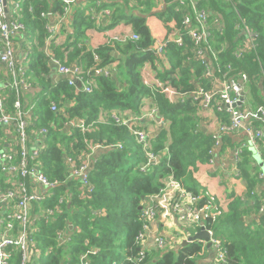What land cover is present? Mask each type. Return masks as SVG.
I'll return each mask as SVG.
<instances>
[{
    "label": "trees",
    "instance_id": "16d2710c",
    "mask_svg": "<svg viewBox=\"0 0 264 264\" xmlns=\"http://www.w3.org/2000/svg\"><path fill=\"white\" fill-rule=\"evenodd\" d=\"M97 1L100 2L99 6ZM160 1L166 5L156 15L165 24L173 18L180 24L183 13L174 0H88L86 7H81L80 3V7L73 12L74 35H71L66 48V64L80 63L85 68L90 67L94 64L95 53L101 56L104 64L118 61V73L112 77H97L92 93L70 85L68 79L52 85L51 79L44 74L49 60L46 53L38 50V46L45 45L48 36L46 24L52 18L42 17V13L52 12L54 16L62 13V0L23 1L22 20L28 32L39 42L33 45L28 77L34 87L36 84L45 87L36 96L37 104L30 117L29 130H47L40 159L43 171L56 183L42 206L60 209L54 217H43L42 232L34 236L36 244L33 251L37 248L43 251L36 259L37 264H201V253L207 247L200 241L180 245L177 249L148 247L143 260L138 259L142 250L136 242L137 235L143 229L142 197L157 194L171 175L188 189L197 192L198 184L190 185L192 168H196L198 162L205 163L210 159L214 144L212 134L200 123L198 107L191 100L172 103L159 91L152 94L141 80L140 68L147 61L153 65L156 61L151 51L155 39L147 24V16ZM199 3L214 14L224 16L226 28L223 33L217 34L216 40L217 46L225 47L222 60L232 63L236 71L249 74L250 91L256 100L264 104L260 100L263 97L257 83L264 70V0H200ZM234 5L249 26L260 33L256 50L243 58L235 56L240 37L236 24L240 21V15L234 10ZM94 7L99 11L111 9L108 27L124 20L132 25L139 39L112 41L87 51L83 43L87 39V29L95 27L91 15V8ZM125 7H135L140 12L128 11ZM120 12L124 13L122 19ZM191 45V39L187 36L183 48L175 43L169 44L171 70L161 74L184 92L195 89L194 79L202 72L199 67L191 71L187 65ZM53 50L56 57L66 61L60 47H53ZM149 97H154L159 116L167 120L166 124L160 126L157 135L150 136L151 152L158 160L149 159L128 127L118 125L110 118L107 122H99L102 111L128 109L139 114L144 100ZM52 102L57 103V111L51 109ZM23 103L28 106L24 98ZM78 119L96 122L95 130L84 136L79 128L69 126L70 122ZM139 128L145 129L142 126ZM0 132H5L4 126H0ZM85 137L101 144L122 142L123 148L99 150L90 170V181L94 186L92 197L83 199L79 183L75 179H68L66 156L76 157L80 152L86 153ZM241 157L239 167L246 182L247 198L242 200L233 195L228 211L213 224V229L227 248L230 264H264V214L259 212L261 198L254 192L262 186L259 166L251 149L243 148ZM66 190L70 193L67 196L71 201L70 207L68 201L60 202ZM40 209L37 206V210ZM245 216H250L252 220L247 223ZM59 230L69 232L67 236H71L63 244L56 238ZM191 230L190 233L194 234L200 227L195 226ZM13 262L19 264L18 256L13 258Z\"/></svg>",
    "mask_w": 264,
    "mask_h": 264
},
{
    "label": "built area",
    "instance_id": "2783aa9c",
    "mask_svg": "<svg viewBox=\"0 0 264 264\" xmlns=\"http://www.w3.org/2000/svg\"><path fill=\"white\" fill-rule=\"evenodd\" d=\"M24 0H0V64L12 71L13 79L10 88L14 92L15 101L13 108L9 109L4 96H0V123L10 128L16 135L15 140L10 142L8 148H0V173L6 179H0V264H14L13 258L18 256L19 264H35L33 249L35 241V227L42 216L52 215L53 208L42 209V203L50 195L56 183L52 182L45 171L40 159L43 140L47 130H29L30 117L34 106H24L23 94L29 92L33 87L28 77L27 55L18 57L14 47V38L26 33V25L22 20L21 7ZM76 0H62L64 3L63 12L57 13V19L47 22L46 29L48 43L61 30L64 22L72 10V4ZM180 7L182 21L178 24L173 18L166 23L167 31L164 36H154L155 42L151 51L155 54L156 70L153 77L145 78L143 83L152 94L161 92L172 103L185 102L188 99L194 103L202 112H217L221 116L215 117V128L212 132L214 144L210 150V161L215 163L217 148L223 144V137L231 133H243L247 137V143L241 144L234 152L236 177H241L239 163L241 154L245 147H260L257 154L264 152V104L259 103L255 112H252L250 104L246 99V91L251 82L250 76L245 71H236L233 64L223 62L222 54L224 46H217V34L224 32L226 22L222 14L212 12L210 9L200 6V0H174ZM233 2L234 0H229ZM99 6V5H98ZM164 5L161 4V10ZM240 15L237 7L233 6ZM96 8H91V12ZM107 14L109 9L104 10ZM92 12V13H93ZM52 13H42L47 17ZM53 15V14H52ZM240 33L236 47L235 56L243 58L246 54L256 50L259 45L260 34L249 26L240 15V21L236 24ZM186 36L191 39L192 45L187 65L190 70L195 71L201 68V74L194 79L195 89L191 92H184L174 87L171 81L161 76L162 73L171 70V63L168 55V46L175 43L180 47L186 46ZM139 34L133 36L115 35L108 38L107 42L138 40ZM49 58L60 73L67 76L70 85L78 86L81 90L92 93L96 88V79L99 76H115L118 71V63H103L99 54H94V64L85 68L80 63L66 64L64 61L48 53ZM70 76V77H69ZM258 85L262 87L264 98V70L260 73ZM262 91V90H261ZM245 93V95H244ZM151 98V97H149ZM152 107L143 114H134L131 111L122 115L112 111L110 119L118 125L128 127L134 134L137 142L141 144L150 160L159 158L151 152V139L148 131L139 128L142 120L150 119L159 124H166L165 117L159 116V107L151 98ZM51 109L58 110V105L52 102ZM108 118V119H109ZM108 120L104 121L107 122ZM99 122H102L99 120ZM95 123L86 122L85 119H78L70 122L69 126L77 127L86 136L95 130ZM87 152L85 158L66 156V166L69 171L68 179H80L85 186L84 198H91L93 184L90 181L91 157L102 148L122 149L123 143L101 144L94 143L85 137ZM264 161V157L262 158ZM259 179H264V172L259 171ZM201 189L194 192L188 189L184 183L171 175L157 194L151 195L143 200L141 217L143 229L137 235V245L142 249L139 260L146 255L148 234L153 223L159 216L172 214L181 224L188 226L196 225L205 228L210 232L212 247L215 250L213 264H230L227 248L223 240L216 236L213 224L228 211L230 200L217 196L209 189L203 181H199ZM261 198L260 213L264 214V188L259 186L254 190ZM245 199V196L241 197ZM64 202V198H60ZM40 206V214L37 210ZM45 213V214H43ZM175 238H188L191 234L181 225L176 227ZM206 242V241H202ZM169 243L163 235L154 239L156 249L163 250ZM207 243V242H206ZM85 264V263H82Z\"/></svg>",
    "mask_w": 264,
    "mask_h": 264
},
{
    "label": "crops",
    "instance_id": "0c3cea01",
    "mask_svg": "<svg viewBox=\"0 0 264 264\" xmlns=\"http://www.w3.org/2000/svg\"><path fill=\"white\" fill-rule=\"evenodd\" d=\"M88 0H76L72 4V10L70 15L68 16V19L66 22H64V25L62 26L61 30L58 31V33L55 35V37L51 40L50 43H48L47 39H45V45L43 47L40 46L38 39L31 35L27 28H26V33L25 34H20L19 36L14 38V47L16 50V54L18 57L23 58L25 55H27V60H28V69H29V62L31 61L32 54L34 52L33 45H38V50L40 52L46 53L48 56V69L47 72L44 73L45 76H48L51 80L52 85H57L58 83L64 81L65 79H68L67 76L64 74L60 73L58 68L52 64L48 53L50 54H55L53 47H60L62 51L64 52V61L65 63L67 62V51L66 48L70 42L71 35H74V28H73V12L76 11L78 6L80 7H86L88 5L87 3ZM161 3L165 6L166 4L163 3V1H160ZM83 5V6H82ZM96 8V7H94ZM93 8V9H94ZM128 11L133 10L136 13H139L140 11L136 9L135 7L133 8H127L125 7ZM123 8V9H125ZM164 8V7H163ZM108 9V8H105ZM99 11L97 8L96 10L92 13L91 15L93 16V20L95 21V27L89 28L86 31V41L83 43V48H85L87 51L94 50L98 48L99 46L105 45L111 36L115 35H122V36H128L131 37L133 36L136 32L134 31L132 25L130 23L125 22L124 20H121L117 25L113 27H108L111 23V17H112V11L110 10V13L107 14L104 10ZM121 9V11H124ZM114 10V8H113ZM160 10L155 6L151 12L150 15L147 16V24L150 27L153 36H164L167 31L166 24L156 15V12H159ZM46 13V12H45ZM52 13V12H50ZM53 14V13H52ZM49 15L52 18V21L57 19V15ZM43 17V16H42ZM119 17H124V13L120 12ZM47 25V24H46ZM107 27V28H106ZM80 47L82 45L79 43L78 44ZM71 49V48H70ZM116 57H118V53L115 54ZM112 63H118V61H113ZM119 71V70H118ZM117 71V73H118ZM140 77L141 80L143 81L145 78H152L154 73H156V70L153 68L151 62H145L144 65L140 68ZM13 79L12 76V71L0 64V96H4L6 99V103L9 109L13 108V104L15 101V95L14 92L10 88V83L11 80ZM259 83V81L257 82ZM34 85V84H33ZM79 87V86H78ZM80 88V87H79ZM45 87H41L40 85H35L34 88H32L29 92H25L23 94L24 102L28 105H33L35 106L37 104V99L36 96L41 92ZM260 90L263 89L260 86ZM247 93L249 94L250 97L247 96ZM14 97V98H13ZM246 99L250 104V108L252 112H255L256 107L260 103L254 95L250 91V86L247 88L246 91ZM261 101H264V98L260 99ZM146 103V104H145ZM144 108L141 110L139 114H143L145 110L148 108L152 107V100L151 98H146L144 100ZM120 115L129 112L128 109H119V110H113ZM112 111H102V114L100 116V121L104 122L108 120L110 117ZM33 114V111H32ZM221 116V113L217 112H202L199 113V116L201 118V125L212 134L216 124H215V117L216 116ZM162 124H159L158 122L152 121L150 119H145L142 120L141 125L143 128L147 129L149 132L150 136L157 135L160 126ZM0 126H3V124L0 123ZM139 126V127H140ZM5 127V132H0V141L2 142V147L8 148L10 146V142L12 140H15L16 135L10 128ZM7 143V145H5ZM247 143V137L243 133H231L228 135H225L223 137V144L217 148L216 154H215V163H211L210 161H207L205 163L198 162L196 168H192V176H191V186L194 185V183L198 184V188L201 189L199 181L205 182L207 185L205 186V189H209L211 192L216 194L217 196L224 197L230 200V202L233 199V195L237 197H242L245 196V199L247 198V188H246V182L243 179V177H236V170H235V158H234V152L237 150L238 147H240L241 144ZM249 149L252 150L253 155L257 154V151H260V147L258 148H253V147H248ZM100 151L98 150L94 154V159L97 154H99ZM262 156L260 158L264 157V152L262 151ZM78 158H85L84 152H80L77 154ZM94 159L91 157V164H93ZM256 165H258L259 171L264 172V167H261L258 163V161L255 159ZM92 168V166H91ZM258 171V172H259ZM0 176L2 177L1 180L6 179L4 175L0 173ZM79 183V192L81 193V197L83 199H86L83 197L85 194V186L84 183L80 179H75ZM262 186L264 188V179L262 180ZM67 196H70L69 190H66L64 195L61 196L60 198H64V201L69 203V207L71 206V201L68 199ZM242 199V198H241ZM242 199V200H245ZM230 205V204H229ZM42 209H47L45 206H42ZM53 214L52 215H45L48 217H54L57 214V211L60 209L55 210L53 208ZM39 211V210H38ZM260 212V208H259ZM41 212L39 211L40 214ZM97 213V212H95ZM45 214V213H43ZM43 217L40 214V222L37 223L35 227L36 234H39L42 232V226L41 223L43 222ZM252 220L250 216H245V221L249 223ZM182 226L184 229L187 231L191 232L192 228H194L196 225H185L181 224L180 221H178L172 214H169L167 216H159L157 220L153 223L151 231L148 234V244L150 248H155L154 246V239L158 235H163L166 236V238H169V244L171 242H174L172 245V249H177L179 248L180 245L186 240L184 237H179L175 238V232L177 230V226ZM71 228H73V225L71 224ZM196 229V228H195ZM69 232H65L63 230L57 231L56 238L63 244L67 241V239H70V235L67 236ZM202 242V241H200ZM181 243V244H180ZM204 246L207 247V249H204L203 252L201 253L200 256V263L201 264H213L215 260V250L211 246L210 248L208 247L206 242H202ZM43 253L41 248H37L36 250L33 251V259L34 262L37 264L36 259L38 258L39 254L41 255ZM84 256L82 257L83 262H85V259H83Z\"/></svg>",
    "mask_w": 264,
    "mask_h": 264
},
{
    "label": "water",
    "instance_id": "95a60500",
    "mask_svg": "<svg viewBox=\"0 0 264 264\" xmlns=\"http://www.w3.org/2000/svg\"><path fill=\"white\" fill-rule=\"evenodd\" d=\"M7 3V0H5V4ZM70 77V76H69ZM79 87H81V84L78 85ZM245 95V93H244ZM254 158L258 161L259 165L261 167H264V161L262 160V158H260V156L258 154H254ZM93 167V164L91 165ZM146 197L143 196L142 200H144ZM143 203V201H142ZM140 209H142V204L140 206ZM206 241L208 247L210 248L212 246V242H211V236H210V232L208 230H206L205 228H200V230L194 234H190L188 236V238L186 240H184V242L182 243V246L188 245L192 242L195 241Z\"/></svg>",
    "mask_w": 264,
    "mask_h": 264
},
{
    "label": "rangeland",
    "instance_id": "374dc122",
    "mask_svg": "<svg viewBox=\"0 0 264 264\" xmlns=\"http://www.w3.org/2000/svg\"><path fill=\"white\" fill-rule=\"evenodd\" d=\"M97 3H98V5L100 4V2L99 1H97ZM162 4V3H161ZM160 4H158L157 5V8L159 9V10H161V6H159ZM260 34V33H259ZM151 79V78H150ZM261 94H262V91H261ZM247 96L248 97H250L249 96V94L247 93ZM146 104V103H145ZM145 104H143L142 105V107H141V110L144 108V106H145ZM140 110V111H141ZM5 145H7V143H5ZM2 147V142L0 143V148ZM2 177L0 176V179H1ZM166 237V236H165ZM167 240L169 241V238H167ZM174 244V242H171L170 244L168 243L167 245H166V247H165V249H168V248H170V247H172V245ZM181 244V243H180Z\"/></svg>",
    "mask_w": 264,
    "mask_h": 264
}]
</instances>
